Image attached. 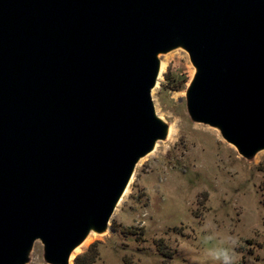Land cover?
Returning a JSON list of instances; mask_svg holds the SVG:
<instances>
[{"label": "water", "instance_id": "1", "mask_svg": "<svg viewBox=\"0 0 264 264\" xmlns=\"http://www.w3.org/2000/svg\"><path fill=\"white\" fill-rule=\"evenodd\" d=\"M175 47L189 117L244 157L264 149V0H0V264L35 241L70 264L108 228L168 133L151 89Z\"/></svg>", "mask_w": 264, "mask_h": 264}, {"label": "rangeland", "instance_id": "2", "mask_svg": "<svg viewBox=\"0 0 264 264\" xmlns=\"http://www.w3.org/2000/svg\"><path fill=\"white\" fill-rule=\"evenodd\" d=\"M159 59L151 97L168 133L136 162L108 228L91 231L74 253L94 242L97 264H218L208 255L218 240L204 229L212 221L217 237H238L235 264H264V149L244 157L217 128L192 120L187 52L175 47ZM24 264H49L39 241Z\"/></svg>", "mask_w": 264, "mask_h": 264}, {"label": "clouds", "instance_id": "3", "mask_svg": "<svg viewBox=\"0 0 264 264\" xmlns=\"http://www.w3.org/2000/svg\"><path fill=\"white\" fill-rule=\"evenodd\" d=\"M204 229L209 232L208 241L210 243L218 240V243L208 250V255L218 264H235L237 258L235 249L239 245L238 237L232 234L217 237V226L212 221H208Z\"/></svg>", "mask_w": 264, "mask_h": 264}, {"label": "trees", "instance_id": "4", "mask_svg": "<svg viewBox=\"0 0 264 264\" xmlns=\"http://www.w3.org/2000/svg\"><path fill=\"white\" fill-rule=\"evenodd\" d=\"M113 229H116L117 227H112ZM163 245H165V243L162 242ZM163 250V249H161ZM162 254L164 256H169L168 253H166V251H161ZM98 252L97 249L95 247L94 242H91L85 250L77 253L73 259H72V264H97L95 262L96 258H97ZM124 264H130L127 263L126 261H124Z\"/></svg>", "mask_w": 264, "mask_h": 264}, {"label": "bare ground", "instance_id": "5", "mask_svg": "<svg viewBox=\"0 0 264 264\" xmlns=\"http://www.w3.org/2000/svg\"><path fill=\"white\" fill-rule=\"evenodd\" d=\"M160 74V73H159ZM160 77H161V75H160Z\"/></svg>", "mask_w": 264, "mask_h": 264}]
</instances>
